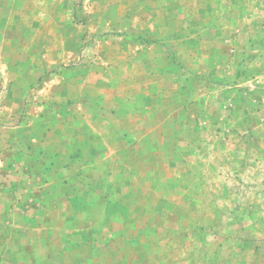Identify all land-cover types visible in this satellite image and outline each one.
Masks as SVG:
<instances>
[{"label":"rangeland","instance_id":"374dc122","mask_svg":"<svg viewBox=\"0 0 264 264\" xmlns=\"http://www.w3.org/2000/svg\"><path fill=\"white\" fill-rule=\"evenodd\" d=\"M0 264H264V0H0Z\"/></svg>","mask_w":264,"mask_h":264},{"label":"crops","instance_id":"0c3cea01","mask_svg":"<svg viewBox=\"0 0 264 264\" xmlns=\"http://www.w3.org/2000/svg\"><path fill=\"white\" fill-rule=\"evenodd\" d=\"M67 109L69 110V108ZM65 136L66 139L63 142L58 143L57 147H59V150L55 152L54 159L52 160L55 165L52 167V169L46 171V180H48V177L49 179L51 178V180L49 183L45 184V186L41 184V191L43 192L47 187L48 190L52 189L53 187L60 188L59 191L60 193H62L63 201H66V203H68V201L70 202V196L74 193L75 190L74 177L78 175L74 172V170H76V162H83L84 160H82L81 158L79 160H75L78 156L76 157V155L73 154L75 153L73 135L66 133ZM82 154L84 153L82 152L81 155ZM83 172L84 171H82V173H80L79 175H81L82 178H85L86 174H84Z\"/></svg>","mask_w":264,"mask_h":264}]
</instances>
